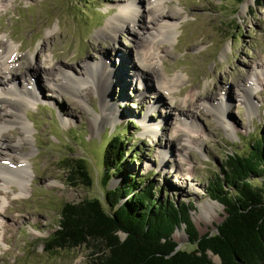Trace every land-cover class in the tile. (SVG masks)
I'll return each instance as SVG.
<instances>
[{
  "label": "rangeland",
  "instance_id": "rangeland-1",
  "mask_svg": "<svg viewBox=\"0 0 264 264\" xmlns=\"http://www.w3.org/2000/svg\"><path fill=\"white\" fill-rule=\"evenodd\" d=\"M161 4L172 33L158 30L153 0H0V40L19 57L8 81L15 78L11 85L38 92L22 114L32 137L23 147L30 153L26 181L21 190L15 183L0 185V264H90L91 244L46 249L54 245L64 204L102 196L103 153L112 134H121L127 151L126 175L151 184L161 202L187 203L200 236L217 233L225 212L207 196L208 182L228 154H246L264 133V8L255 7L254 0ZM130 6L140 10L135 23L125 21L111 38L99 35ZM150 37L155 38L147 49H154L159 69L140 74L138 51ZM104 62L113 72L103 82L97 77ZM42 70L51 71V81ZM69 74L82 81L71 83L73 94L63 90L70 82L61 78ZM156 76L177 80L173 97L156 86ZM2 80L0 89H9ZM248 81L253 94L244 99ZM6 107L0 102V119ZM103 113L117 119L94 129L91 119ZM3 133L11 144L21 138L15 124ZM1 157L5 163L18 159ZM79 158L92 179L89 187L70 173ZM120 181L112 177L108 188ZM263 183L264 177L251 181L258 187ZM172 239L177 250L196 249L184 226Z\"/></svg>",
  "mask_w": 264,
  "mask_h": 264
},
{
  "label": "trees",
  "instance_id": "trees-1",
  "mask_svg": "<svg viewBox=\"0 0 264 264\" xmlns=\"http://www.w3.org/2000/svg\"><path fill=\"white\" fill-rule=\"evenodd\" d=\"M264 8V0H254ZM121 134H112L103 153L102 196L77 204H64L51 249H74L91 244L90 264H264V133L249 144L246 154H228L208 182L207 196L224 209L225 218L214 235L200 236L190 219L187 203L159 201L151 184L125 174ZM73 178L86 187L92 179L84 159L70 166ZM121 177L108 188L112 177ZM184 226L193 252L177 250L174 232ZM119 234H123L121 240ZM99 249L102 254H99Z\"/></svg>",
  "mask_w": 264,
  "mask_h": 264
},
{
  "label": "bare ground",
  "instance_id": "bare-ground-1",
  "mask_svg": "<svg viewBox=\"0 0 264 264\" xmlns=\"http://www.w3.org/2000/svg\"><path fill=\"white\" fill-rule=\"evenodd\" d=\"M135 3L136 0H133ZM162 0H153L154 8L157 13V19L159 20V23H156L158 30H167L170 33H172L171 29L173 26L169 23L171 19L167 18L168 15L164 14V6L161 4ZM248 5L245 4L243 6V9L245 10ZM140 13L139 8H133L131 7H124V9H120L118 11V14L116 17L111 19L107 22V24L104 26V28L101 29L99 35L104 37H114L117 30H121L124 26V22L128 21L129 23H135L136 19L138 18ZM166 17V18H165ZM165 18V19H164ZM127 19V20H126ZM116 29V30H114ZM168 32V34H170ZM159 34V33H158ZM155 37H150V40L145 42V45L142 43L139 51H138V65L136 66V70L141 74L144 71L146 73H154L157 74L158 72V64L154 61V49L150 48L147 49L148 44L151 45L153 39ZM18 51L12 47L9 43H4L2 40H0V73L2 74V79L7 80V85L10 84L15 78H13L11 81L9 80V77L11 75H14L15 72V65L18 61V56L16 55ZM18 54V53H17ZM31 63V59L29 58ZM31 65V64H30ZM101 66V65H99ZM94 66H91L89 68V71L94 74L95 69ZM101 73L97 77L99 80L103 81L106 80V77L108 78L110 75H112L113 70L110 69V64L105 63L98 69ZM135 70V71H136ZM43 73L48 75V80L51 81L52 73L51 71L45 72L42 70ZM64 73H68L66 70L63 69ZM116 72V71H115ZM126 73L128 75H131L133 78L137 76V74L127 70ZM139 75V74H138ZM117 76V72H116ZM91 78L95 79L93 76H90ZM0 79V86L5 85V83H1L3 81ZM64 81H68L70 83L67 84V87L63 90H69L71 94H73V86L71 83L76 84L80 86L82 84V81L75 77L73 74L68 75V79L63 76L61 78ZM156 86L163 91L166 95H171V97L174 96L173 89L174 84H176L177 80H169L168 78L162 77V76H156ZM80 80V82H78ZM176 82V83H175ZM65 85V84H64ZM9 89H0V102L6 103L7 111L4 113V115L0 119V157L6 156L7 154H10V157H17L18 159H12L11 162L2 161L4 160L2 157L0 159V185L5 184H13L15 183L17 186H19V189L21 190L23 188V185L25 183V177L28 175V172L30 170V164L27 161V156L30 155V153H24L23 147L24 145H29L31 134L30 129L27 124V122H24L22 114L26 112L27 108L29 107L30 101H36L38 98V92L37 88L31 87L26 89H18L16 85H11ZM253 83L252 81H248L247 85L245 87L246 93L244 94V99H248L249 95L251 96L253 94L252 90ZM108 88V87H107ZM106 88V89H107ZM248 94V95H247ZM155 105V104H154ZM113 109V108H112ZM113 112V111H111ZM115 112V111H114ZM113 112V113H114ZM112 114V113H111ZM110 114V116H111ZM104 115V117H103ZM103 115L99 117H93L91 119L92 127L94 129H97L99 124L101 122H110L113 123L115 121L114 116H105ZM191 116V115H190ZM104 118V119H103ZM192 118V117H191ZM147 117H145L146 121ZM193 120V118L191 119ZM193 122V121H191ZM17 125L21 129V135L20 139H17L14 144L9 143V137L3 133L4 130L11 129L12 125ZM14 134V132H12ZM12 155V156H11Z\"/></svg>",
  "mask_w": 264,
  "mask_h": 264
}]
</instances>
